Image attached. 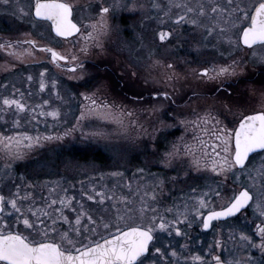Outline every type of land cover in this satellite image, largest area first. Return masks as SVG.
Here are the masks:
<instances>
[{"label": "snow or ice", "instance_id": "1", "mask_svg": "<svg viewBox=\"0 0 264 264\" xmlns=\"http://www.w3.org/2000/svg\"><path fill=\"white\" fill-rule=\"evenodd\" d=\"M0 8L31 25V30L10 27L8 34L0 35V52L11 58L4 70L17 64L42 65L38 54L43 53L48 63L71 73L69 80L83 79L78 72L84 68L81 55L104 50L113 30L110 21L120 14L155 21L151 36L141 34L139 44L146 52L148 76L164 90L149 93L151 107L144 111L155 114L167 101L170 112L165 116L191 133L190 139L182 135L172 142L162 155L154 146L153 155L162 166L157 173L145 167L130 178L119 170L101 173L87 184L79 181V189L64 178L16 175L17 161L46 142L63 141L81 121L113 124L125 136L132 128L142 134L148 130L139 123L136 109L102 99L98 87L79 93L80 115L71 128L45 135L38 125L48 118L54 122L51 126L59 124L60 106L68 102L59 77L42 66L37 76H24L27 92L15 84L7 92L9 85H0L7 92L0 93V264H264V81L259 91L233 87L248 83L249 63L264 67V0H0ZM77 10L78 23L73 22ZM43 24L65 40L78 34V51L65 54L44 43L43 32L32 31ZM33 84L40 97L35 103L27 99L33 96ZM185 86L191 91L184 104L187 115L171 107H179ZM202 88L219 94V108L194 106ZM136 97L143 99L142 93ZM251 103L259 110L241 111ZM228 115L238 119L226 123ZM26 124L36 127L37 134L23 131ZM173 126L160 120L152 138ZM82 135L106 134L97 129ZM73 167L69 160L66 168ZM201 174H210L203 184ZM194 224L214 233L207 245L210 261L192 252L186 229Z\"/></svg>", "mask_w": 264, "mask_h": 264}, {"label": "flooded vegetation", "instance_id": "2", "mask_svg": "<svg viewBox=\"0 0 264 264\" xmlns=\"http://www.w3.org/2000/svg\"><path fill=\"white\" fill-rule=\"evenodd\" d=\"M80 19V10L74 11L73 22L78 23ZM110 23L113 30L105 38L104 50L92 49L89 55H81L84 68L78 70V72H89V81L85 85L87 87L83 89L81 87V80H69L68 76L71 73L61 72L54 65L48 63V58L43 53L38 54L43 62L42 65L27 66L17 64L14 69L5 71L4 66L11 58L5 53L0 52V85L7 83L9 85L7 92L11 91L12 84L27 92L28 85L24 80V76L28 72L37 76L42 66L47 67L49 73L55 74L61 81V92L65 95V99L68 102L60 106L62 113L60 123L53 127L51 125L54 122L51 118H48L47 123L41 122L38 125L40 133L45 135L63 134L66 129L71 128L76 123V117L80 115L79 104L82 102V97L79 93L82 91L89 92L92 88L93 92L99 85L105 87L102 93H105L106 97H101L102 99H107L108 101L118 100L129 109H136L137 113L139 112L143 115L145 113L144 110L151 107L149 101L152 100V97L149 93L157 89L160 90V87L153 80L149 83L150 77L148 75L145 76V74H148L144 63L146 52L140 48L139 36L143 34L146 37H150L152 30L157 27V24L153 20L142 19L139 14L135 13L120 14L118 19L110 21ZM10 27L31 30V25L27 21L23 23L16 21L11 16L6 15L4 9L0 8V35L8 34ZM32 31L34 35L43 32V42L49 43L55 49L65 52V54L69 51H78L79 49V45L76 44L78 34L65 40L64 38L56 37L47 24H43L38 29ZM181 55H183V52H181ZM133 72L138 75L135 78H130L129 73ZM262 73H264V67L259 65L254 66L252 63H249L246 70V76L249 77L248 83L233 84V87L239 92H244L245 90L250 92L253 87L259 91L261 81H264ZM146 78L150 86L148 88H144L146 84L144 79ZM193 86H195V82H193ZM31 90L33 96L27 97V99L33 103L38 102L40 97L36 95L37 86L33 84ZM198 90L203 95L199 102L194 104L195 107L203 109L215 105L219 108L221 98H219L218 93H213L203 88ZM7 92L0 88V93L7 94ZM137 93H142L143 99H138L136 97ZM179 95L183 97V99L178 100L179 107L177 105H172V107L177 108L178 111H189L184 107V104L187 102L188 96L191 95L190 88L185 86ZM69 97H74V99H69ZM214 97L217 98L214 99ZM253 110H259V105L251 103L245 109H241V111H247V114H253ZM40 119L43 121L44 118ZM233 119H238V116L228 115L225 122L227 123ZM102 126L108 132L105 141L99 137H85L82 135V132L88 133L91 131L90 129ZM112 126L113 124H105L95 119L81 121V126L70 136H66L63 141L46 142L43 147L30 152L24 160L17 161L13 166L15 174L27 173L39 180L64 178L66 181L75 184L76 189H79V181H84L87 184L90 178H97L96 176L101 173L112 171V150L114 149L118 152L123 149V141H117L116 144L112 141ZM22 130L28 131L31 135L37 134V128L33 127L32 124H26ZM141 144L144 146V141ZM117 145L119 146L118 150L115 148ZM69 160L73 161L75 167L71 169L66 168ZM37 172L39 173L38 175H36ZM201 175H203L204 179H201L200 183L203 184L204 180L208 179L210 175ZM107 182L111 184L110 180ZM65 186L67 187L68 185L65 184ZM71 192L72 190L70 189ZM247 216L251 221L252 213L250 209L247 212ZM235 222L240 223L242 221ZM256 222L259 221L257 220ZM248 227L251 229L253 225L249 223ZM186 231L192 237L189 243L193 254L205 255V259L210 261L211 257L206 255V253L208 252L207 245L212 243L214 238L213 231H204L199 224H194L191 229H186ZM226 233L227 229L225 228ZM254 254L258 256L259 252L254 250ZM189 264H191V261H189Z\"/></svg>", "mask_w": 264, "mask_h": 264}, {"label": "rangeland", "instance_id": "3", "mask_svg": "<svg viewBox=\"0 0 264 264\" xmlns=\"http://www.w3.org/2000/svg\"><path fill=\"white\" fill-rule=\"evenodd\" d=\"M83 74H84L83 79H81L82 89L87 87L85 85L89 81V72L85 71L83 72ZM129 75L130 78H135L138 74L136 73V75L133 76L132 73H129ZM147 75L148 74H145V76ZM155 75L156 74L153 73V76ZM152 80L153 79L150 77L149 83H151ZM149 83H146L144 85V88L150 87ZM156 85L160 87V90H164V85L162 83H156ZM98 87L101 88V91L105 90V87H103L102 85H99ZM92 89H90L89 93L92 92ZM168 91L171 92V89H168ZM102 94H103L102 98H105L106 97L105 93ZM117 98L119 97L117 96ZM157 100H162V97L157 98ZM113 101H115L118 104L122 103L115 99ZM166 112H170L169 102L167 101L163 102V105L160 107L159 111L156 112L155 114H151L148 111H145L144 115L142 113L136 112L137 117L139 118L140 121L139 123L144 125V127L148 130V134H142L139 128H132L128 130L127 135L125 136L123 134H118L116 130V126L115 125L112 126V138H113L112 141H114L115 144L117 143V141H123L122 142L123 149L118 151L119 153L114 149L112 150V154H113L112 171H116V170L123 171L125 172L126 178L132 177V174L136 171L138 167H145L146 169H149L153 173L162 171V166L157 163L158 157L153 155V152L156 150L154 146H158L159 154L162 155L166 150V148L169 147L172 142L177 141L179 137H181L182 135H184L186 139L191 138V133L190 132L185 133L184 128L178 123V121H172L173 119L171 118V115L165 116ZM183 112L185 113V115L188 114V111H183ZM160 120H164L166 124L174 125V126L169 128H162L160 131L155 133V139H153L152 138L153 128L160 127ZM97 129H102L103 132L106 134L105 137L108 136L107 129L104 126L97 127L95 129H90L91 130L90 132H92L93 130L96 131ZM105 137H99V138L105 141ZM142 141H144L145 147L142 146L141 144ZM102 145L104 146V144ZM115 148L118 150L119 146L117 145L115 146ZM167 171L169 172L170 175L176 174L171 170H167ZM96 177L98 178L99 175H97Z\"/></svg>", "mask_w": 264, "mask_h": 264}]
</instances>
